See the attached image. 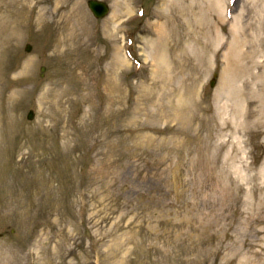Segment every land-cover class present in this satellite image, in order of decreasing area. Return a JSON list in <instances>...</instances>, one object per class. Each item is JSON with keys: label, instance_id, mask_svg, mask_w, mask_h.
Returning a JSON list of instances; mask_svg holds the SVG:
<instances>
[{"label": "rangeland", "instance_id": "374dc122", "mask_svg": "<svg viewBox=\"0 0 264 264\" xmlns=\"http://www.w3.org/2000/svg\"><path fill=\"white\" fill-rule=\"evenodd\" d=\"M86 1L67 45L61 0H0V264H264V86L236 78L240 112L220 84L233 24L240 62L252 49L264 62V0L227 18L206 0L180 13L106 0L103 19ZM155 10L168 16L159 75L144 47ZM125 29L139 69L120 55Z\"/></svg>", "mask_w": 264, "mask_h": 264}, {"label": "bare ground", "instance_id": "6f19581e", "mask_svg": "<svg viewBox=\"0 0 264 264\" xmlns=\"http://www.w3.org/2000/svg\"><path fill=\"white\" fill-rule=\"evenodd\" d=\"M175 1H176V6L178 11L180 13L184 12L183 11V7L181 5V2H179V4L177 3V1L179 0H166V2H168V4L170 5H175ZM76 3H78V0H61V5L58 6V9L54 12V14H56L58 16L57 21L60 22L62 20H67V21H72V32L67 36V34H63L62 37H60L57 41V44H61V43H65L67 45L71 44V41H79L80 37H74V35L76 34V27L74 28V25L76 24V21L79 23V19H78V7L76 6ZM206 3H213V7L215 8V13L217 14V16H219V14L221 12L224 13V10L226 12V4H225V0H206ZM125 9L126 12L129 13L130 12V8H127V6L125 5ZM170 7L168 6V9ZM124 9V10H125ZM171 11V10H170ZM12 12V11H10ZM60 12V13H59ZM240 16L236 15L233 16V22H237L240 23ZM75 20V21H74ZM262 22V21H261ZM260 22V23H261ZM81 23H83V21H81ZM21 24H18L17 26L19 27ZM240 25V24H239ZM241 26H238L237 24H233V39L231 41V43L229 44V47L227 49L226 52H224V56L228 57L229 59V63L227 64L228 67H225L224 70L221 73V82L220 84L222 85V90H226L227 94L228 91H234V94L237 92L236 96H235V106H237V109H240L242 107V95L243 92L241 91V89H237L236 90V86H235V82H236V78L242 79L243 83L245 84H250V82L252 81V84L257 83L260 87L264 86V62L262 61H255L254 60V56L257 52L256 49H252L251 52L249 53V57L252 58L249 62L246 63H242L240 62V55L244 54L242 53V51L240 49L237 48V46L240 45V43H242V46H244V44H246V40L244 41L241 37H240V32L242 29ZM157 29V28H156ZM185 31V30H183ZM203 35V34H202ZM216 38H214L213 43H217L216 39L218 38V34L215 35ZM208 38V37H207ZM72 39V40H71ZM76 39V40H75ZM155 39H147L145 41V48H150V52L152 54V56L155 59V66L156 72H158L157 74L159 75L160 71H164V69L167 67L166 66V61L164 60L165 57V52H160V50H162L163 47V43L167 40L166 35L162 32L158 30V37ZM72 41V42H73ZM208 41L210 42L209 38ZM76 44V43H75ZM184 45V44H182ZM210 48L211 46H204L200 49V51L197 53L199 56V53L202 52L200 54V61L204 62L205 60H208V52H210ZM214 48H212L213 50ZM236 50V51H235ZM184 52V51H182ZM195 52V51H194ZM235 52V53H234ZM244 52H246V50H244ZM248 54V53H245ZM232 57H230V56ZM262 56H264V52L262 53ZM122 57V56H121ZM166 58V57H165ZM122 60H124V58L122 57ZM253 63V64H252ZM202 65V64H201ZM200 65V66H201ZM205 65V64H204ZM202 65V66H204ZM4 64L0 63V76H3L5 73V69L3 68ZM4 69L3 73L1 72V69ZM251 68H255L257 69V72H253L251 70ZM166 70V69H165ZM231 86H234L235 88H231ZM196 91V90H195ZM241 102V104H240ZM239 106V108H238ZM262 106H264V102L262 104ZM222 107H224L222 105ZM241 112V109H240ZM226 124V123H224ZM237 126L242 127L243 126V121L242 122H237ZM256 253V252H254Z\"/></svg>", "mask_w": 264, "mask_h": 264}, {"label": "water", "instance_id": "95a60500", "mask_svg": "<svg viewBox=\"0 0 264 264\" xmlns=\"http://www.w3.org/2000/svg\"><path fill=\"white\" fill-rule=\"evenodd\" d=\"M94 5L97 6V8L101 7V10H104V8L102 6H100L99 4L97 5V3H95ZM100 13H98V14H100Z\"/></svg>", "mask_w": 264, "mask_h": 264}]
</instances>
